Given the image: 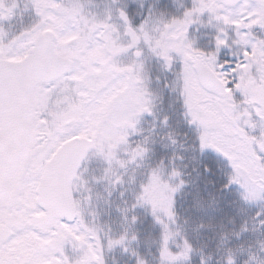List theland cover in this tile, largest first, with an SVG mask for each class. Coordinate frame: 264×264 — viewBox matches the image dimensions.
<instances>
[{"label":"snow or ice","instance_id":"snow-or-ice-1","mask_svg":"<svg viewBox=\"0 0 264 264\" xmlns=\"http://www.w3.org/2000/svg\"><path fill=\"white\" fill-rule=\"evenodd\" d=\"M0 264H264V0H0Z\"/></svg>","mask_w":264,"mask_h":264}]
</instances>
